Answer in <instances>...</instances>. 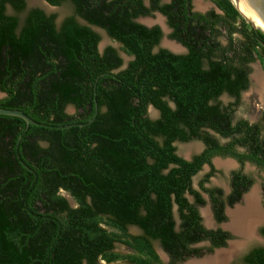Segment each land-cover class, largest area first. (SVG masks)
<instances>
[{"label":"trees","instance_id":"1","mask_svg":"<svg viewBox=\"0 0 264 264\" xmlns=\"http://www.w3.org/2000/svg\"><path fill=\"white\" fill-rule=\"evenodd\" d=\"M45 1L68 2L72 13L57 22L27 0H0V108L35 122L0 114V264H179L226 246L233 235L207 229L199 208L206 193L215 220L226 221L225 206L254 183L244 165L264 170V109L257 122L233 118L251 64L264 72V44L248 21L231 0H211L219 11L205 12L191 0ZM155 10L186 52L154 50L162 29L137 18ZM94 27L131 56L125 66L116 47L99 50ZM190 140L204 148L188 160L175 142ZM214 156L239 163L228 193L205 185L217 172ZM204 240L210 245H196ZM115 243L133 251L116 252ZM241 262L264 264V246Z\"/></svg>","mask_w":264,"mask_h":264},{"label":"rangeland","instance_id":"2","mask_svg":"<svg viewBox=\"0 0 264 264\" xmlns=\"http://www.w3.org/2000/svg\"><path fill=\"white\" fill-rule=\"evenodd\" d=\"M27 1H28V6L32 7V6H40V3L42 0H27ZM194 4H195V9H199L202 11H207V10L212 9L214 7L213 2L211 0H194ZM7 11H8V13H11V14L15 13L14 10L10 6L7 7ZM52 12L57 14V18H58L57 22H59V21H61V19L64 16L72 13V7L70 4H68V2H65V3L61 4L60 6L53 7ZM151 18L153 19V21H155V19L158 17L154 16ZM155 22H157V21H155ZM97 30L101 34V41L99 42V50L102 52L103 49L107 45H112V46L116 47L119 50L120 55L122 56V58L124 60V66H125L127 64V62L131 59V56H128L126 53H124L122 50H120L121 45L118 42L111 39L105 32H103L102 30H99V29H97ZM171 41L172 40L168 39L167 33H164V37H163L161 43L158 46H156L154 48V50H157L159 47L169 48V46H170L169 44H173ZM173 48H174V46H173ZM169 49H171V48H169ZM172 51H174V50H172ZM184 51L185 50L183 48L179 47L174 52L181 53ZM251 67H252V71L250 73L251 83H250L249 88L242 93L241 102L235 108V111L233 113V118L235 121L239 120V119H245V120L253 123V122L259 121V119L261 118V115H262V110H263V106H264V72H263L262 66L258 60L255 61L254 63H252ZM3 95L4 94L0 92V97H2ZM221 100L223 103H227V102L232 101V99L229 96H227L226 94L221 96ZM67 112H71V113L74 112V108L72 106H68ZM148 113L152 118H156L158 116V111L152 106H150L148 108ZM217 137L221 142H226L229 140V138H222L219 136H217ZM175 145L177 148V153L183 157H186V158L191 157L193 154L200 152L204 148V144L199 140H190L188 142L177 141V142H175ZM217 161L218 162L220 161L219 163L221 165H218ZM213 164L216 167L217 172L213 176H211L210 183H207L206 185L222 187L224 189L225 193H228L230 190V187H229L230 171H232L234 169H238V164L232 158H222V157H215L213 160ZM228 164H229V167H224L225 165H228ZM209 170H210V168L208 166H204L203 169L201 171H199L193 177L192 183H193V186L195 188H199L198 187L199 181L203 178V176ZM243 170H244V172L252 175V177L254 178V184L249 189L247 194L244 195L242 200L238 204L234 205L231 210L235 209L238 206L244 205L245 197L254 189L253 192L248 195V197L250 195H252L253 193H256L258 206L260 208L262 216H264V208H263L264 171L259 170L257 167H255L249 163H246L244 165ZM64 194L68 198L70 204L75 205L74 199L69 194H67L65 192H64ZM248 197H247V199H248ZM247 199H246V204H247ZM242 208H244V207H241L238 209H242ZM231 210H229V212ZM200 211H201L203 216L205 214H209V209H208V207H206V205L204 207L200 208ZM175 217H176V219H178V215L176 213V210H175ZM229 220L226 221L225 223H222L221 226L225 229H229L227 227ZM263 222H264V217H263ZM209 227H211V226H209ZM129 231L132 233H138L140 230H138L136 227H129ZM239 239H240V235L235 234V241L239 240ZM256 239L260 240L259 235L257 233L254 234V238L252 240H249V245L257 244ZM261 240L263 241V244H264V238H261ZM155 247H156V250L158 251V253L160 254L163 262L167 263L168 257L166 255V253L164 251H162L161 247L159 246V244L157 242H155ZM114 251L120 252L123 254H127V253H131L133 250L124 244L115 243ZM202 258L208 259V258H210V256L193 257V258L187 259L186 261H184L181 264H189L191 262H197L196 260H199Z\"/></svg>","mask_w":264,"mask_h":264},{"label":"flooded vegetation","instance_id":"3","mask_svg":"<svg viewBox=\"0 0 264 264\" xmlns=\"http://www.w3.org/2000/svg\"><path fill=\"white\" fill-rule=\"evenodd\" d=\"M171 0H161L160 2L161 3H166V2H170ZM144 3H145V5H149V0H144ZM191 7H192V10H194V11H198V12H205V11H202V10H199V9H195V4H194V0H191ZM157 13H159L160 15H163L164 16V20H163V22H164V24L167 26V28L169 29V32L167 33V35L171 32V28L168 26V24H167V18H166V16L164 15V14H162L160 11H158V10H155V11H153V14H152V16L151 17H158V18H156L155 19V21H157L156 23H154L153 25H155V24H157V25H159L160 26V28L162 29V27H161V25L159 24V22L161 21V19L159 18V16H157ZM139 17H141V16H139ZM143 17H145V16H143ZM159 21V22H158ZM144 24V23H143ZM146 25V24H145ZM162 31H163V29H162ZM163 33H164V31H163ZM163 37H164V35H163ZM163 37H162V39H163ZM162 39L160 40V43H161V41H162ZM168 39H170V38H168ZM170 40H174V39H170ZM174 41H176V40H174ZM172 42V41H171ZM177 42V41H176ZM159 43V44H160ZM173 44H169L170 46H169V48H171L172 50H174L175 51V49L177 50L179 47H181V48H183L185 51L184 52H186V48L182 45V44H180L179 42H177V43H174V42H172ZM180 44V45H179ZM173 46H174V48H173ZM184 52H181V53H184ZM263 109H264V106H263ZM263 111V110H262ZM215 157H221V156H214L213 158H212V164H213V160H214V158ZM222 158H231V157H222ZM233 159V158H232ZM235 160V159H234ZM220 162V161H219ZM218 161H217V163H218V165H221L220 163H219ZM227 162V161H226ZM235 162L238 164V167H239V163L235 160ZM248 163V162H247ZM250 164V163H249ZM214 165V164H213ZM251 165H253V164H251ZM204 166H208L209 167V165L208 164H204L203 165V167ZM253 166H255V165H253ZM203 167H202V169H203ZM215 167V166H214ZM224 167H229V164L228 165H225ZM256 167V166H255ZM210 168V167H209ZM216 168V167H215ZM201 169V170H202ZM200 170V171H201ZM262 171H264V170H262ZM231 172V171H230ZM246 173V172H245ZM195 176V175H194ZM193 176V177H194ZM230 176V175H229ZM210 179H211V177L209 178V181L207 182V183H210ZM206 183V184H207ZM205 184V185H206ZM254 184V183H253ZM252 184V185H253ZM206 186H208V185H206ZM194 187V186H193ZM199 187V186H198ZM208 187H212V186H208ZM252 187V186H251ZM250 187V188H251ZM195 188V187H194ZM196 189H199V188H196ZM254 190V189H253ZM253 190L250 192V193H252L253 192ZM249 191V190H248ZM247 191V192H248ZM247 192L246 193H244L243 194V196H242V198L244 197V195L245 194H247ZM249 193V194H250ZM202 194H203V197L206 199V207H208V209H209V214H205L204 216L202 215V213H201V211H200V208H202V207H204V206H201L200 208H199V211H200V215H201V218H202V223H203V225L207 228V229H213V230H215V229H218V228H222L223 230H226V231H228V232H230V234L231 235H233V238H231V239H228L227 240V242H226V246H224V247H226V249H219V250H216L217 248H221V247H216V248H214L213 249V251L212 252H206V250L203 248V250H205L204 251V253L201 255V256H199V257H207V256H209L210 255V258H208V259H211V258H213V257H215L219 252L221 253V252H228V250H230V248H231V246L233 245V244H239L240 245V248H239V250L236 252V253H234L232 256H230V257H228V259H229V261H228V263L227 264H242V262H241V259H242V256L243 255H245V254H247L248 252H249V250L250 249H252V248H254L255 246H264V244H263V241L261 240V238H264V235H262L261 233H260V228L264 225V222H263V219L258 223V226H257V231H258V233H259V239L260 240H257L256 239V241H257V244H253V245H249V240H252L253 238H254V235L252 236V237H249L248 235H244V234H242V233H239V232H237V231H234V229L233 228H231V226H230V224H231V222H232V218H233V215L232 214H234L235 213V211L238 209V208H241V207H245V205H246V199H247V197H248V195L245 197V199H244V201H245V203H244V205H242V206H238V207H236L235 209H233V210H231L232 209V207L234 206V205H236V204H238L239 202H237L236 204H234L233 206H228V205H226L225 206V209H224V213L226 214V216H227V220L226 221H228L229 219V222H228V224H227V227L229 228V229H225V228H223L222 226H221V224L222 223H225L226 221H223V222H218V221H216L215 220V218H214V214H213V212H212V209H211V205H210V202H209V197H208V195L206 194V193H203L202 192ZM187 197L189 198V200H193V197L191 196V195H188L187 194ZM242 200V199H241ZM240 200V201H241ZM263 208H264V202H263ZM229 210H231L230 212H229ZM264 217V216H263ZM178 220V219H177ZM210 224V225H209ZM211 226V227H209V226ZM238 234V235H240V239L239 240H236L235 241V234ZM234 241V242H231L230 243V241ZM197 246H201V247H206V246H209L210 245V241L209 240H204V241H201V242H199V243H197L196 244ZM162 249V248H161ZM215 250H216V252H215ZM162 251H163V249H162ZM214 253V254H213ZM213 254V255H212ZM167 255V254H166ZM206 255V256H205ZM167 257H168V255H167ZM193 257H195V256H192V257H190V258H193ZM190 258H188V259H190ZM227 259V260H228ZM204 260H207V259H199V260H196L197 262H201V261H204ZM186 261V260H185ZM168 262V261H167ZM184 262V261H183ZM183 262H181V263H183ZM227 262V261H226ZM226 262L224 263V264H226ZM181 263H179V264H181ZM192 263V262H191Z\"/></svg>","mask_w":264,"mask_h":264},{"label":"water","instance_id":"4","mask_svg":"<svg viewBox=\"0 0 264 264\" xmlns=\"http://www.w3.org/2000/svg\"><path fill=\"white\" fill-rule=\"evenodd\" d=\"M235 8L240 12V14L248 21L249 23V29L250 31L264 44V0H231ZM214 5V4H213ZM40 6L46 10L47 13H51L53 10V5L49 4L47 1L42 0L40 3ZM216 11H219L217 7L214 5L213 7ZM157 16L161 19V22L159 24L161 25L164 33H168L169 29L164 24V16L157 13ZM137 20L141 23L146 24L147 26H152L155 21L151 18V16H141L138 17ZM96 31L102 30L100 28L94 27ZM105 32L104 30H102ZM172 42L177 43L176 41L172 40ZM178 44V43H177ZM180 45V44H179ZM172 51V49H170ZM174 52V51H173ZM2 93V92H1ZM4 94V93H3ZM0 114H10L15 116L22 117L27 124H35L27 115H25L22 111L18 110H8V109H2L0 108ZM186 158V157H184ZM191 159V157L186 158ZM258 224L254 227L255 233H258L257 231ZM233 242L232 240L230 243ZM219 249H226V247L217 248ZM215 250V252H216ZM210 256V255H209ZM231 258V257H230ZM229 259L227 260L226 264L228 263Z\"/></svg>","mask_w":264,"mask_h":264},{"label":"bare ground","instance_id":"5","mask_svg":"<svg viewBox=\"0 0 264 264\" xmlns=\"http://www.w3.org/2000/svg\"><path fill=\"white\" fill-rule=\"evenodd\" d=\"M176 50V49H175ZM230 224L234 231L252 237L255 234L254 227L263 219L257 202V195L253 193L247 199L244 208L235 211ZM240 248L239 244H233L228 252H219L215 257L201 262H192L189 264H224L228 257L236 253Z\"/></svg>","mask_w":264,"mask_h":264}]
</instances>
